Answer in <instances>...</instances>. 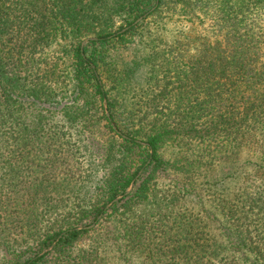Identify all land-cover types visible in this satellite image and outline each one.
Wrapping results in <instances>:
<instances>
[{
	"label": "trees",
	"instance_id": "obj_1",
	"mask_svg": "<svg viewBox=\"0 0 264 264\" xmlns=\"http://www.w3.org/2000/svg\"><path fill=\"white\" fill-rule=\"evenodd\" d=\"M262 10L264 0H0V264H104L110 240L142 264H264ZM170 13L210 22L211 33L195 38L191 56L153 47L148 86L130 106L107 88L106 60L149 18ZM59 40L72 45L63 48L72 101L56 93L64 61L48 50ZM51 108L86 129L90 117L104 120L122 143L110 149L97 200L76 210L52 204L66 188L52 182L73 161L70 132L52 122ZM170 142L186 147L175 163L165 157ZM227 153L248 154L240 173L220 174ZM170 169L188 173L183 188H162L158 174ZM139 173L132 193L108 209ZM200 178L214 197L217 234L203 212L181 206Z\"/></svg>",
	"mask_w": 264,
	"mask_h": 264
},
{
	"label": "rangeland",
	"instance_id": "obj_2",
	"mask_svg": "<svg viewBox=\"0 0 264 264\" xmlns=\"http://www.w3.org/2000/svg\"><path fill=\"white\" fill-rule=\"evenodd\" d=\"M260 19L264 20V10L262 15L259 13ZM146 19L144 16L138 18L134 25H139ZM259 19V20H260ZM120 22L115 23L114 31H116L122 24ZM264 26V22L262 21ZM211 23L205 22L201 24L199 21L190 20L188 18L179 17L177 14L173 15L164 14L159 17L149 18L144 25H142L134 34H131L122 45H117L110 51V56L107 58L105 67L102 71L103 80L106 83L107 88L115 95L117 92L123 94V98L127 99V103L133 106L134 103L140 102L141 93L145 91L148 86V77L150 73V67L148 60L152 48L155 47L157 52H163L166 48L172 46L177 53H183L188 50L190 53L187 56L194 55L193 47L198 46L199 41H195V38L207 34L210 32ZM124 30L120 31V33ZM211 33V32H210ZM209 33V34H210ZM95 36L89 35L81 40L82 47L89 41L95 40ZM63 48H72L71 42L69 41H56L53 43L48 52L51 55H58L63 61L61 71L55 72L57 82L55 83L56 93H63L69 96L72 101L71 91L72 86H66L70 82V74L72 70V58L65 55ZM62 64V62H59ZM59 87V88H58ZM137 97V98H135ZM48 107V105H46ZM52 122L57 125H66V129L70 132L68 138V145L64 146L68 148L67 157L68 160L72 159L73 164L70 163L67 167H63L59 170L56 180H54L53 187L57 188V182L65 184L60 194H56V200L52 203L59 211L67 209L68 207H74L76 210L78 206L88 205L97 200L98 195L101 192V186L104 180L107 178L113 167V161L111 162L108 158L110 155V149L114 146V151L117 146L122 145L121 141L117 140L107 127H105L104 120H98L95 116L90 117V129H86L84 122L73 123L69 125L66 122L64 114L56 108H51ZM106 112V111H105ZM109 116V112H106ZM50 118V119H51ZM113 129H116L113 123ZM194 147V146H193ZM195 153H201V145L194 147ZM182 149V151H180ZM186 147L183 144H177L170 142L165 157L170 159L173 163L180 159L183 155ZM247 153H243L240 158L234 159L228 153L223 157L221 162L222 172L220 174H232L234 171L240 173L242 164L247 159ZM221 157V158H222ZM137 165V163L135 164ZM249 169V168H248ZM234 174V173H233ZM188 173L184 174L178 170L170 169L167 171H161L158 174V179L162 188L168 189L170 186L178 184V187L183 188L184 178ZM141 176L138 174L136 179L127 188L126 192L122 196H118L116 199L130 195L134 190L135 181ZM232 176V175H231ZM203 182V178L197 180V187H194L195 192L191 197H185L181 201V206L193 209L194 212H203L204 219L208 222L210 230L214 233H218V223L213 214L209 212L213 211L214 197L211 194L206 193V186H200ZM234 186V185H232ZM128 193V194H126ZM114 199L108 204L109 209L112 205L119 202ZM193 200V202L190 201ZM211 210V211H210ZM74 213V212H72ZM63 214L58 215V220H62ZM101 219V217L99 218ZM96 224L90 228L95 227ZM105 230L109 231V223H104ZM84 227H78L79 230ZM90 236L83 238L78 246L86 247L91 242ZM31 241L30 236L24 237V241ZM54 246V245H53ZM53 246L45 249L41 254H47L52 251ZM110 247L108 250L107 263L104 264H142V260L139 258L129 259L125 257L119 250L118 247L113 244L110 240L107 244ZM124 252V250H123ZM2 257V256H1ZM1 260V259H0Z\"/></svg>",
	"mask_w": 264,
	"mask_h": 264
},
{
	"label": "water",
	"instance_id": "obj_3",
	"mask_svg": "<svg viewBox=\"0 0 264 264\" xmlns=\"http://www.w3.org/2000/svg\"><path fill=\"white\" fill-rule=\"evenodd\" d=\"M126 194H128V193H126ZM122 198V197H121ZM121 198H119V199H116L114 202H116V201H119Z\"/></svg>",
	"mask_w": 264,
	"mask_h": 264
}]
</instances>
